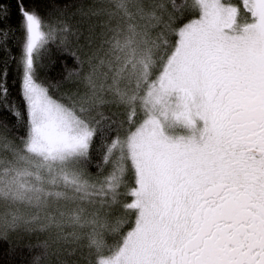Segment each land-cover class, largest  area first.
<instances>
[{
    "label": "snow or ice",
    "instance_id": "snow-or-ice-1",
    "mask_svg": "<svg viewBox=\"0 0 264 264\" xmlns=\"http://www.w3.org/2000/svg\"><path fill=\"white\" fill-rule=\"evenodd\" d=\"M0 264H264V0H0Z\"/></svg>",
    "mask_w": 264,
    "mask_h": 264
},
{
    "label": "trees",
    "instance_id": "trees-1",
    "mask_svg": "<svg viewBox=\"0 0 264 264\" xmlns=\"http://www.w3.org/2000/svg\"><path fill=\"white\" fill-rule=\"evenodd\" d=\"M4 244L0 242V262L3 260V254H4Z\"/></svg>",
    "mask_w": 264,
    "mask_h": 264
}]
</instances>
